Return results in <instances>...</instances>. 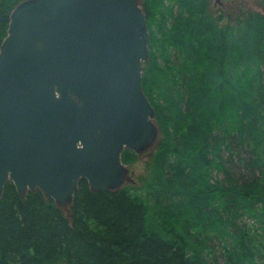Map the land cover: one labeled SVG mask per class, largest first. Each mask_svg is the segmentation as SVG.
I'll return each mask as SVG.
<instances>
[{
    "label": "trees",
    "instance_id": "trees-1",
    "mask_svg": "<svg viewBox=\"0 0 264 264\" xmlns=\"http://www.w3.org/2000/svg\"><path fill=\"white\" fill-rule=\"evenodd\" d=\"M22 1L0 0V47ZM141 7L159 129L144 176L115 190L80 180L69 214L8 181L0 264H264V0L235 18L209 0Z\"/></svg>",
    "mask_w": 264,
    "mask_h": 264
},
{
    "label": "water",
    "instance_id": "water-1",
    "mask_svg": "<svg viewBox=\"0 0 264 264\" xmlns=\"http://www.w3.org/2000/svg\"><path fill=\"white\" fill-rule=\"evenodd\" d=\"M141 1L14 8L0 47V197L11 181L69 214L82 179L93 191L135 184L122 154L148 151L159 135L142 86L149 32Z\"/></svg>",
    "mask_w": 264,
    "mask_h": 264
},
{
    "label": "rangeland",
    "instance_id": "rangeland-1",
    "mask_svg": "<svg viewBox=\"0 0 264 264\" xmlns=\"http://www.w3.org/2000/svg\"><path fill=\"white\" fill-rule=\"evenodd\" d=\"M209 4L210 7L215 10V12L226 11L228 15L231 16L232 14L233 18H235V15H237L240 10L249 7L250 5H252L253 7L257 5V0H253V2L251 0H209ZM151 150L152 149L144 153H137L140 155L137 156L136 159L130 158L128 160V163L125 162V165L135 179V184H138L140 182L141 177L144 176L146 172V162L150 161L152 158Z\"/></svg>",
    "mask_w": 264,
    "mask_h": 264
},
{
    "label": "bare ground",
    "instance_id": "bare-ground-1",
    "mask_svg": "<svg viewBox=\"0 0 264 264\" xmlns=\"http://www.w3.org/2000/svg\"><path fill=\"white\" fill-rule=\"evenodd\" d=\"M255 7V6H254ZM254 10H256V11H259V12H261L260 10H258V8L257 7H255V8H253Z\"/></svg>",
    "mask_w": 264,
    "mask_h": 264
}]
</instances>
